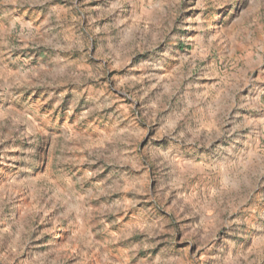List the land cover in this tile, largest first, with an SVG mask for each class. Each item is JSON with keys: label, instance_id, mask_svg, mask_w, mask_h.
<instances>
[{"label": "rangeland", "instance_id": "obj_1", "mask_svg": "<svg viewBox=\"0 0 264 264\" xmlns=\"http://www.w3.org/2000/svg\"><path fill=\"white\" fill-rule=\"evenodd\" d=\"M0 264H264V0H0Z\"/></svg>", "mask_w": 264, "mask_h": 264}]
</instances>
